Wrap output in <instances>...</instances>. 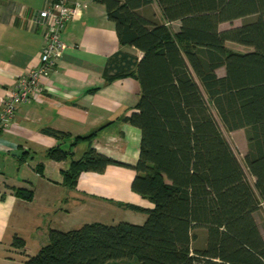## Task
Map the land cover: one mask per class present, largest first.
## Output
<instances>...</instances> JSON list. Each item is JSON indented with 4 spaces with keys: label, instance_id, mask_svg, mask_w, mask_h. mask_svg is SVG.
Instances as JSON below:
<instances>
[{
    "label": "trees",
    "instance_id": "trees-1",
    "mask_svg": "<svg viewBox=\"0 0 264 264\" xmlns=\"http://www.w3.org/2000/svg\"><path fill=\"white\" fill-rule=\"evenodd\" d=\"M96 1L115 22L119 43L144 53L134 60L119 51L107 68L108 81L127 75L139 81L138 111L127 120L141 130L140 153L135 164L99 153L95 132L83 138L90 145L63 172V184L74 188L83 172L110 164L129 166L136 172L133 190L154 207L126 204L147 213L143 224L50 229L25 264H264L255 217L264 207V0ZM238 19L244 22L221 28ZM228 42L250 49L233 51ZM214 112L227 130H245V163L254 182ZM72 154L55 147L46 157ZM16 193L29 201L34 196ZM14 244L25 246L17 237Z\"/></svg>",
    "mask_w": 264,
    "mask_h": 264
},
{
    "label": "crops",
    "instance_id": "crops-1",
    "mask_svg": "<svg viewBox=\"0 0 264 264\" xmlns=\"http://www.w3.org/2000/svg\"><path fill=\"white\" fill-rule=\"evenodd\" d=\"M48 1L0 0V106L19 78L40 64L45 37L39 17L30 21V16ZM70 1L80 5L62 32L66 47L57 66L44 76L43 91L20 104L12 123L0 130V264H25L50 229L69 231L92 222L143 224L147 213L126 204L154 207L133 190L136 172L129 166L110 164L103 171L83 172L74 188L63 184V172L90 145L83 138L96 132V151L127 164L137 162L141 143V130L127 120L138 111V79L107 80L109 59L117 52L134 60L141 52L119 43L104 4ZM55 147L72 157H46ZM19 189L32 191L33 199L19 197ZM16 237L24 240L23 248L14 244Z\"/></svg>",
    "mask_w": 264,
    "mask_h": 264
},
{
    "label": "built area",
    "instance_id": "built-area-1",
    "mask_svg": "<svg viewBox=\"0 0 264 264\" xmlns=\"http://www.w3.org/2000/svg\"><path fill=\"white\" fill-rule=\"evenodd\" d=\"M79 5L78 2L72 3L70 0H49L43 9L31 13L30 21H35V15L39 17L45 37L40 64L28 69L17 84L8 90L0 106V130L12 123L20 104L29 102L33 95L43 91L44 76L57 66L66 47L62 32L67 22L75 16Z\"/></svg>",
    "mask_w": 264,
    "mask_h": 264
},
{
    "label": "rangeland",
    "instance_id": "rangeland-1",
    "mask_svg": "<svg viewBox=\"0 0 264 264\" xmlns=\"http://www.w3.org/2000/svg\"><path fill=\"white\" fill-rule=\"evenodd\" d=\"M154 8L155 10L157 11V14L159 16H161V12H160V9L157 7V5L155 4L154 5ZM242 22H244V19H238V20H235L233 22H226V23H223L221 25V28L222 29H227V28H230L232 26H237V25H241ZM172 28L173 30H176L177 29V23H173L172 24ZM227 46L232 49L233 51H241V52H244V51H247L249 50L250 48L248 47H245L243 45H240V44H237V43H234V42H228L227 43ZM218 73L220 75H223L225 73V69L224 68H220L218 70ZM220 126H221V129H222V132L224 134V136L226 137V139L229 141V143L231 144L234 152L236 153L238 159L240 160L241 164L243 165L244 169L246 170V173H247V176L249 178V180L251 182H254V178L251 176V174L248 172V169H247V166H246V163H245V155L247 153V150H248V141H247V137H246V132L244 129H239V130H235V131H229L227 130L224 125L222 124L221 120L219 119V117L216 115V113L214 112ZM255 217H256V220H257V223L259 224V227H260V230L263 234V237H264V207H261L259 209V211L255 214ZM76 229V228H74ZM110 264H126V262L124 261H117V262H111Z\"/></svg>",
    "mask_w": 264,
    "mask_h": 264
},
{
    "label": "water",
    "instance_id": "water-1",
    "mask_svg": "<svg viewBox=\"0 0 264 264\" xmlns=\"http://www.w3.org/2000/svg\"><path fill=\"white\" fill-rule=\"evenodd\" d=\"M143 55H144V53L141 52V53H140V56H139V60L143 57Z\"/></svg>",
    "mask_w": 264,
    "mask_h": 264
}]
</instances>
